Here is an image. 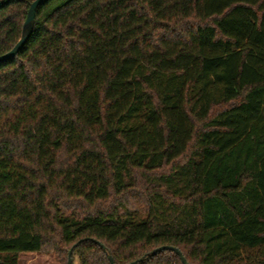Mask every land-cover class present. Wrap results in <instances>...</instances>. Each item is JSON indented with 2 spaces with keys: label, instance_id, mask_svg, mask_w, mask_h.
I'll return each mask as SVG.
<instances>
[{
  "label": "trees",
  "instance_id": "1",
  "mask_svg": "<svg viewBox=\"0 0 264 264\" xmlns=\"http://www.w3.org/2000/svg\"><path fill=\"white\" fill-rule=\"evenodd\" d=\"M32 1L0 0V55ZM166 245L264 264V0H44L0 62V264Z\"/></svg>",
  "mask_w": 264,
  "mask_h": 264
},
{
  "label": "water",
  "instance_id": "2",
  "mask_svg": "<svg viewBox=\"0 0 264 264\" xmlns=\"http://www.w3.org/2000/svg\"><path fill=\"white\" fill-rule=\"evenodd\" d=\"M43 1L44 0H34L31 2L28 13H27V18L24 22L22 37L18 40V42L15 44V46L11 50L6 52L5 54L0 55V62L7 60V59H10V58H13L22 49V47L26 43L27 39L29 38L31 32L33 31L34 21H35V17H36V11H37V8L39 7V5ZM102 247L105 249L104 245H102ZM162 250L174 251L176 254H178L180 256V258L184 264H189L187 259L185 258V256L181 252V250L175 246H167V245L162 246L160 248L155 249L153 252H151V254L152 255L156 254L157 252L162 251ZM71 255H72V251L69 252L68 264H72ZM110 260L113 263L112 257H110ZM136 262L137 261H134L130 264H134Z\"/></svg>",
  "mask_w": 264,
  "mask_h": 264
},
{
  "label": "rangeland",
  "instance_id": "3",
  "mask_svg": "<svg viewBox=\"0 0 264 264\" xmlns=\"http://www.w3.org/2000/svg\"><path fill=\"white\" fill-rule=\"evenodd\" d=\"M20 264H61L54 253L23 254Z\"/></svg>",
  "mask_w": 264,
  "mask_h": 264
}]
</instances>
